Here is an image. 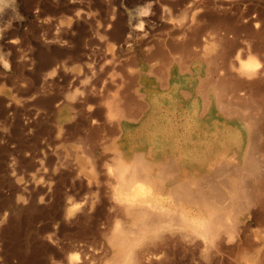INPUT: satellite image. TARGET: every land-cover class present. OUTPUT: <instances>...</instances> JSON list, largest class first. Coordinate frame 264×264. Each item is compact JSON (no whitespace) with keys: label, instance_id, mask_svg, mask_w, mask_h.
Returning a JSON list of instances; mask_svg holds the SVG:
<instances>
[{"label":"rangeland","instance_id":"374dc122","mask_svg":"<svg viewBox=\"0 0 264 264\" xmlns=\"http://www.w3.org/2000/svg\"><path fill=\"white\" fill-rule=\"evenodd\" d=\"M0 264H264V0H0Z\"/></svg>","mask_w":264,"mask_h":264},{"label":"bare ground","instance_id":"6f19581e","mask_svg":"<svg viewBox=\"0 0 264 264\" xmlns=\"http://www.w3.org/2000/svg\"><path fill=\"white\" fill-rule=\"evenodd\" d=\"M249 62H250V61H249ZM249 62H248V63H249ZM246 63H247V62H246ZM253 63H254V62H253ZM241 69H242V68H241ZM248 69H249V68H248ZM187 169H189V168H187ZM183 170H184V168H183ZM183 170H181V172H182ZM186 172H187V171H186ZM213 172H214V170H213ZM213 172H212V173H213ZM183 173H184V171L182 172V174H183ZM212 173H211V174H212ZM147 174H148V173H147ZM144 175L147 176L146 174H144ZM183 175H184V174H183ZM213 176H214V175H213ZM201 177H202V176H201ZM146 178H147V177H146ZM203 180H204V179H203ZM151 181H152V179H151ZM184 182H185V181H184ZM203 182H207V181L205 180V181H203ZM130 183H131V182H130ZM131 184H132V183H131ZM202 184H203V183H202ZM182 185H183V187H184V184H182ZM182 185H180V186H182ZM185 186H186V185H185ZM207 196H208L209 198H211L209 195H206V197H207ZM203 197H205V195H204ZM208 197H207V198H208ZM213 197H214V196H213ZM213 200H215V198H213ZM220 202H221V201H220ZM215 203H216V202H215Z\"/></svg>","mask_w":264,"mask_h":264}]
</instances>
